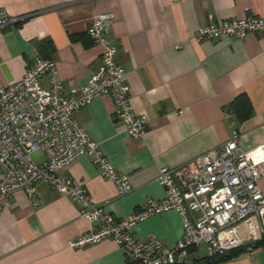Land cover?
Segmentation results:
<instances>
[{"label": "crops", "instance_id": "1", "mask_svg": "<svg viewBox=\"0 0 264 264\" xmlns=\"http://www.w3.org/2000/svg\"><path fill=\"white\" fill-rule=\"evenodd\" d=\"M0 15L5 19L0 88L20 80L45 56L56 63L66 89L84 85L99 67L102 52L86 28L94 18L110 20L107 36L118 47L116 61L125 70L131 106L147 117L148 128L138 138L128 136L108 96L94 98L74 118L132 189L118 195L87 156L61 173L116 219L148 200L164 198L156 180L160 168L178 167L219 147L233 128L247 162L264 171V33L200 42L192 38L210 16L216 22L264 17V0H0ZM42 84L47 86L45 78ZM240 95L251 108L242 122L231 109ZM258 184L264 195V175ZM79 211V205L44 184L30 194L14 192L10 207L0 213V264H126L124 251L111 240L68 246L92 226ZM129 232L141 242L154 235L173 248L183 229L179 214L170 210ZM219 264H264V246Z\"/></svg>", "mask_w": 264, "mask_h": 264}, {"label": "built area", "instance_id": "2", "mask_svg": "<svg viewBox=\"0 0 264 264\" xmlns=\"http://www.w3.org/2000/svg\"><path fill=\"white\" fill-rule=\"evenodd\" d=\"M106 17L92 19L86 33L102 48L100 64L86 83L66 89L52 59L38 58L17 82L0 88V213L10 207L16 191L30 194L44 184L80 207L91 228L68 242L72 249L111 240L125 253L126 264H192L199 257L221 255L252 245L264 234V195L258 184L264 175L260 165H250L237 143L239 132L190 161L162 167L156 177L163 186L161 200H148L122 219L105 211L81 186L61 173L76 158L87 156L122 196L132 189L128 178L117 172L74 114L94 98L108 96L115 118L128 136L138 138L148 128L145 115L136 114L130 103L125 70L116 61L117 45L108 38ZM5 19L0 15V26ZM264 33V17L249 15L216 22L210 16L193 39L200 42L221 37L244 38ZM47 80V86L42 84ZM40 152L38 162L33 154ZM175 210L182 222V236L166 248L154 236L136 240L129 229L154 215ZM245 229L246 234H241ZM258 236H260L258 238ZM204 247L205 254L199 256Z\"/></svg>", "mask_w": 264, "mask_h": 264}, {"label": "trees", "instance_id": "3", "mask_svg": "<svg viewBox=\"0 0 264 264\" xmlns=\"http://www.w3.org/2000/svg\"><path fill=\"white\" fill-rule=\"evenodd\" d=\"M71 39L74 40L77 39V37L72 36ZM43 48L44 50H46L47 49L46 45H44ZM46 57L47 56H45V58L43 59H47ZM231 109L235 114V116L237 117L238 121L240 122L246 120L249 117L251 111L250 103L245 95H240L239 97L234 99L233 102L231 103ZM261 246H264V234L261 235L259 240L253 243L251 250L257 249L258 247ZM247 249H248L247 246H242L237 249H232L230 251H227L221 255H214L212 257H199L192 264H219V263L227 262L248 252Z\"/></svg>", "mask_w": 264, "mask_h": 264}, {"label": "rangeland", "instance_id": "4", "mask_svg": "<svg viewBox=\"0 0 264 264\" xmlns=\"http://www.w3.org/2000/svg\"><path fill=\"white\" fill-rule=\"evenodd\" d=\"M33 158H34V160L35 161H38V162H40V161H42L43 160V155L40 153V152H36V153H34L33 155ZM199 256H203L204 254H205V249H204V247H201L200 249H199Z\"/></svg>", "mask_w": 264, "mask_h": 264}]
</instances>
